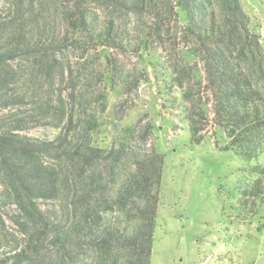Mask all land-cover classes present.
Instances as JSON below:
<instances>
[{"label": "trees", "instance_id": "obj_1", "mask_svg": "<svg viewBox=\"0 0 264 264\" xmlns=\"http://www.w3.org/2000/svg\"><path fill=\"white\" fill-rule=\"evenodd\" d=\"M263 41L241 0H0V264H151L165 155L136 145L148 128L95 141L107 89L131 96L144 79L123 56L171 51L192 142L211 125L221 151L255 163L241 200L254 214ZM39 128L58 134L29 135Z\"/></svg>", "mask_w": 264, "mask_h": 264}, {"label": "rangeland", "instance_id": "obj_2", "mask_svg": "<svg viewBox=\"0 0 264 264\" xmlns=\"http://www.w3.org/2000/svg\"><path fill=\"white\" fill-rule=\"evenodd\" d=\"M241 3L252 28L264 37V0ZM170 52L123 56L126 70L144 79L131 96L108 85V109L96 144L109 148L127 129L148 128L147 140L136 145L165 155L151 264H264V204L254 214L241 204L248 177L242 169L255 163L221 151L225 135L217 133V147L211 125L201 144L192 142L181 93L167 73ZM57 134L49 128L29 132L51 139Z\"/></svg>", "mask_w": 264, "mask_h": 264}]
</instances>
